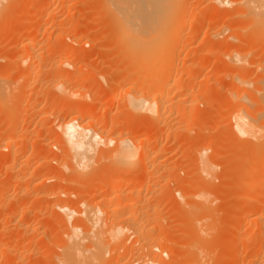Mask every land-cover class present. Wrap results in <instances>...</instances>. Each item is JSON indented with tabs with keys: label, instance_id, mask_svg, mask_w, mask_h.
Instances as JSON below:
<instances>
[{
	"label": "bare ground",
	"instance_id": "bare-ground-1",
	"mask_svg": "<svg viewBox=\"0 0 264 264\" xmlns=\"http://www.w3.org/2000/svg\"><path fill=\"white\" fill-rule=\"evenodd\" d=\"M4 1L5 0H0V9L3 8ZM53 1L57 0H51V2L48 1V6L53 5ZM94 1L95 0H67L66 2L67 7L70 10L78 5H92L95 3ZM209 1L211 3L210 7L213 9L219 10L218 8L220 7H228L229 9L226 10L227 13H231L232 11H234L236 18L244 19L247 22L246 26L244 25L245 27H240V31L236 32L233 31L230 24L226 23L228 22L226 20H222L219 22H217L218 19L206 20L205 16H200L198 12L195 13V10L189 9L190 4L187 0H98V3H95L96 6L94 4L95 7H93L91 13L99 15L98 18L101 19V21H108L107 24L109 25L108 27L110 29V34L109 36H107V38H109V41L111 42L110 44H113L112 46L116 47L117 58L119 57L118 59L121 60L123 65H121L120 71L119 68L118 70H116L118 66L116 67V69L112 67L113 69L111 68V71L107 72L106 74L102 73L100 75L101 78L99 77L100 79H104L105 81V77L107 76L110 77V80L107 82V85L105 84L106 86H103V90L100 89L102 90V98L99 99L98 102L99 104L103 105L104 110L102 111L103 113H99L101 116L96 117L98 119V122L96 121L97 123L85 122L86 124H83V122L86 121L87 118L89 119V117L91 118V116L94 115V111L89 110L87 106H84V102L74 103L71 100H68L70 96L73 99L76 95L77 98L79 96L80 98L86 96V90L82 91V83L86 81V73H89L88 67L81 66V73L76 76V78L74 76V79L72 78L73 81L71 80L72 82L69 79L62 77V79L59 77H56L55 80L53 78L51 79L50 87H52L54 93L53 100L59 99L62 102L55 104L53 103L52 106L45 111L44 115L48 117V119L53 118V121L50 123V127L54 131V138L51 142V145L59 149V155L56 154V158L52 161H54V164L55 162L57 163L56 166H54V173L56 174L57 171V174H59H56V176H54L55 174L53 173L52 169L49 171V173H52L54 175L51 174L52 176H50L48 174H43L44 176L41 177V180L43 182L53 180L55 181L53 183V185L55 186L52 185L53 188L49 191H41H43L44 193V198L49 197L57 199V202H55V204L50 205L55 208V211L58 210L60 211V213H62L60 214L56 211L57 219H60L58 214L61 215V218L62 215H64L61 220L64 219V223H66V219L71 220L72 217L76 218L74 217V215L79 213L76 212L74 214L75 210L78 208V205L75 206L76 209H72L68 206L69 204L67 202L70 200L69 197H72V195H68V192L65 191L67 189H65V186H68L69 183L67 182V184L65 185L64 182H66L67 180H65V177H67L68 180H72V178H74L76 175L73 176L70 174L74 173L80 175V177L84 176L83 174H87L86 176H88L89 174H91L89 170L93 166H98L99 163L103 161H106L105 164H107V166L104 165L106 166V169L104 168V170H106L110 175H107V177L104 178L105 180L107 179V181H98L101 183V186L97 182V185H99L100 187L97 190L96 188L94 189L95 191L91 196V202L86 201L87 196L86 198H83L84 200H80L81 202H78L80 203L79 205L81 206V208H84L83 211H81L82 215H78V217H81V219L83 218L82 220L80 218L78 220H81V223L79 222V224L77 225L73 224V219L71 222H69L71 223V226L69 228L67 227L66 223V225L64 226H66L67 229L64 227V231H62L63 234H60L59 231V235L55 237V240H53L54 242L49 244L53 248L57 249V252L52 257L50 264H101V262L104 261L102 259L107 258H103L106 253L114 254V252H119L117 254L118 259L117 257V260L114 259L117 262L115 261L114 264H237L239 263L237 254L238 251H236L237 247L235 248V246L239 244L237 243V239L239 238V236L240 238H242V235L240 234V231L242 229L240 225L242 223V219H239L241 221H239L240 223H238V218H243L242 216L247 219L246 222H248L249 226L251 227L247 230V233H245L242 238L243 243L245 242L244 244L246 245L243 249L246 248L244 251L247 250L244 253H248H243V255H247L245 257L247 258V261L245 262L246 264H264V51H260L258 52V54L255 53L257 50V44L259 43L258 40L264 37V0ZM7 2L8 3L6 5H10V1ZM14 2L16 3H14L15 5H18L19 3L15 0ZM66 2H63L61 6L65 7ZM12 3L13 0L11 1V4ZM35 3H38V1L36 0ZM34 5L36 6L37 4ZM9 7L10 6H8V8ZM48 8H51V6ZM57 9H47V11L49 10V17L52 16V18H48V22H55L54 15ZM1 11H3V9ZM216 15L217 14H215L214 16ZM35 18L36 17H34V19H28L27 22L29 24L31 23V20H34L35 22ZM228 19L230 20L229 17ZM197 24H201L203 26V28H201L204 30L205 38L202 35L203 40L201 42L205 44V48L201 52H199L200 54L195 51V53L197 52L198 54L196 55L200 56V58L206 59L207 63H212L219 60H225V62L227 61L229 63V65L227 64V66L229 67H227L226 72L223 73L224 77L230 79V82L228 83L229 86L226 87V90L224 87V96H222L223 94L221 93L222 88L220 89L219 87H217L218 89H216L215 95H211V92V96L206 99L209 101L211 100L209 104L211 102H215L220 108H222V111L226 110L228 119L230 121L229 126L227 125L230 129V133L225 132L224 134H219L220 136L212 138V141L210 143H212L211 145H213L212 148H214V153H211L213 154L211 156H214L219 160V157H221L219 156V147H223V144L225 145L226 142V140L223 139L224 137L227 138L228 142L229 140H231V143L234 139L240 141V143L238 142L239 146L230 151L231 153L229 152V156L231 154V159L229 161L232 162V166L237 164L236 166H238L239 169H242L243 167V171L245 170V173L242 172L244 173L243 176L242 173L241 175H238L241 177L240 182H237L236 180V183H239L238 186H236V183L232 184L233 186L235 185L237 187V190H239L238 187H246V190L243 189L244 191L242 193L236 192L235 198L238 199V196H240V198L243 199V202L240 201V205V202L238 201L240 206L237 205V207L239 206L238 208H233L234 212H231V210L229 212L230 217L234 219L236 218L237 222H233L230 224L228 228L229 231L227 230V228L225 229L226 226L224 225V231L227 230L228 232H226V235L220 234L218 236L215 235L214 231H211L212 229L210 223H207V221L211 219V207L209 204L211 202H209L210 197L208 196L210 195V192L207 190L209 192L208 194V192H206L204 188L206 180L204 181L203 179H205V177L202 179V175L200 176L201 178L198 176L199 179H197V183L195 182L194 185H192L191 182L192 191L189 192L191 196L187 193L185 194V192L184 195H186L185 197L190 196V198H198L199 200L191 203V199L188 200L189 198L183 197V204H176L177 201L175 200L176 206L172 208H176V210L181 214L183 212L182 217L186 215V217H184L185 224L187 228L189 227L192 231H194L191 232L190 230L192 235L194 233V236H191L189 241L185 245H183L176 241L177 237L173 238V240L175 239L174 241L170 240L168 237L169 235H173V231H169L166 222L168 220L171 221V219L174 218V214L176 212L174 214L172 213V218L171 215L169 216L171 219H167L168 215L165 217L162 213H160V211L157 210V206L153 208L151 207L152 203L149 205V207H147V205L145 206L143 202H141V197L147 194L146 191H150V193L151 191H153L152 193H154L156 186H161H158L157 183H160L163 176L166 177L164 174L159 175L160 169L162 167L165 168V159L163 160L164 157L162 156L165 151V149L163 148L165 145L163 146L162 143L169 139V137L171 136L170 133L172 134L173 131L178 132L179 129L182 130L184 128H180V126H185V128L187 129L186 130L184 128L186 130L185 132H189V130L191 131V129H195L191 125L196 124L195 120H197V118L199 122L202 117L201 115H199L201 116L199 119V117L197 116L198 113L196 114V111L193 110L194 108H198L201 105L199 97H201L202 99V97L206 95L207 92L205 91L206 89L204 87H201V82L196 81L195 73H206V67L208 68V66L205 67L200 65L199 63H196L195 59L191 61L187 60V55H185V57H182L181 55V51L183 49L185 50V52H191V45L194 42H197L199 36H201V30L198 31L199 28H195ZM30 26L31 25H27L26 29H24L22 33L23 39L25 38L29 40L34 35L32 30L28 28ZM74 27V29L70 28L69 34L75 35L76 25ZM184 32L186 33V39L184 38ZM25 39L21 41H25ZM75 39L71 41L72 46L70 47V49L65 50V52H63V49L61 50L65 54V60L62 62L59 61L60 64L57 67L59 70H62L65 67H74V65L71 64V60L75 57V47L91 44L92 41L89 38H87V40L84 38L79 40ZM218 39L220 40L219 44L217 42ZM230 40H234L235 43L237 42V44L233 42L234 44L225 48V50H218L220 47L218 48L217 46L221 45V43L223 42H226V44L227 42L231 43L229 42ZM22 45L25 46V44ZM28 45L29 44H27L26 46L27 48L29 46L31 47V45L33 46V44H30L29 46ZM215 47L218 49L214 51ZM33 55L34 54L29 51L25 59L27 60V57L33 58ZM36 58L38 59V55ZM25 59H21V62L25 63ZM257 60H261L263 62V65L261 66V64H257ZM28 65L27 66L29 68H27L26 66V68L28 69V73L26 72V74L29 77V75L32 76V70L33 67H36V64H34V62H31L28 63ZM245 66L251 67L254 71H259V78L255 81L251 80L248 74H245L243 71V67ZM12 72L16 73L17 70L14 68ZM19 72H22V70ZM24 75L22 74V77ZM25 77L26 76H24L23 79H25ZM25 80H27V77ZM9 85L4 81L3 78L0 77V111L2 113L3 110H6L7 106L10 104H12L11 108L14 107V111L10 110L12 111L11 115L13 116H11V120L9 117V126L0 128V142L2 143V145L0 143V149L3 148L8 150V155L13 156V153L15 152L11 151V145L14 141L12 142L11 140L17 137L25 139L26 137H24V134L26 133L18 135L16 127H13V124L16 123V119L18 118V116L16 115H19L18 112L22 110H20L19 108L18 110H16L15 103H11L12 101L8 100L11 97V88H9ZM48 95L47 98L43 100L46 105H48L47 100L49 99L50 101L51 99ZM97 97L98 96H96V99ZM204 98L205 97H203V99ZM11 99L12 98H10V100ZM118 103H122L124 109L123 120H104L105 114H108V110L109 108H111L110 106L116 105ZM204 103L207 104L208 102ZM19 107H21L20 104ZM9 108L10 106H8V110ZM188 109L190 111L189 113H187ZM62 114V118L58 119V116H61ZM177 117H179L180 119ZM135 118L143 119L144 123L140 121L143 127L141 125L139 129L138 127L125 126L126 120H129V123H132ZM141 119L135 120H137L138 122ZM212 120L211 122H213L214 120L216 122V118L213 121ZM209 123L207 125L213 126L211 123ZM94 124H98V126H94ZM204 124H202V126ZM193 126H197L198 129L202 127H200V125L198 126L197 124ZM215 127H217V125ZM223 130L226 131L225 129ZM200 131L203 132V128H201ZM31 136H29V139H31ZM198 136L200 137L201 135H196V137ZM35 139L37 140V137ZM194 139L195 137H193V140ZM199 139V141L201 142V138ZM32 140L34 141L33 137ZM161 141L163 142L161 143ZM175 142H177V140ZM34 143L36 142L34 141ZM49 144L47 145L48 149L49 146H51ZM192 144L194 147L195 142H193ZM207 149L209 148L203 147L202 149L196 151L197 153L192 156L193 160H195L194 162L199 165H203V168L205 167L204 156L205 152H207ZM181 150H183V148ZM29 157H27L25 160L21 159L22 161H20V163L18 164V171L21 172L20 174L22 176L21 178L17 177L18 180H23L25 176H27V169L25 167L23 169V164L26 163ZM223 161H220L219 163H222ZM45 163L46 162H44V164ZM165 164H167V161ZM223 164L225 165V162ZM201 165L200 167L196 166L199 167L196 169V173H198L199 175V172L203 169ZM169 167L170 166L167 167L168 170ZM150 168L152 169L150 171L152 173L147 172V170H150ZM231 168L229 166V168L225 169ZM234 168L236 167L234 166ZM197 170H199V172H197ZM88 171L89 173H87ZM106 171L102 170V172L104 173H106ZM140 171H143L141 174L142 176L140 175L142 178H140V180H137V177L135 178L138 182L134 178L129 180V177H127V175L129 174L133 176L136 173L138 174ZM233 171L236 170L234 169ZM112 172H114V175L111 176ZM67 173H70L69 175L72 176V178L69 177ZM81 173H83L82 176ZM125 173L126 178L124 179ZM38 176L39 175H37V177ZM90 176L88 178H90ZM238 176H235V178L238 179ZM71 180L68 188L72 186ZM163 180L166 181V178ZM231 180L234 181V178H231ZM131 181H133V184L131 183ZM208 181H210V179ZM62 182L65 186L62 185ZM169 182L171 181H168V183ZM129 184L132 185L131 188L129 187L130 189H128V191L130 192H127L128 194L125 195L123 194L124 192L119 188L123 185L128 187ZM210 185H212V183ZM205 186L208 187V185ZM179 187L174 189L177 191L176 193L174 191L175 194H177L178 192L179 194H183V192H181L182 190H180ZM92 188H94L93 185ZM89 192L88 194H90ZM2 197L4 198L5 196L4 193H1L0 191V200L2 199ZM67 198H69V200L66 202ZM91 198H89V200ZM185 200H187L188 202ZM172 206L174 205L172 204ZM185 209H187V214ZM156 211H158L159 213H156ZM245 218H243V220ZM212 222L216 223L214 219L212 220ZM168 225L169 227L173 226L171 225V223ZM8 228L9 227H4V225L0 222V254L2 256H6V258L8 259L9 257L18 258V256H21V253H18L20 252L19 249L14 254H12L7 249L1 248L3 245H5V235L8 231ZM159 231L161 233L162 231L166 232L165 234L163 232L166 237H161V235L163 234L160 235ZM167 231L171 232V234ZM179 232L177 231V233ZM167 234L169 235L167 236ZM16 236L17 235H15V238ZM211 236L214 237L213 240H215V237L217 236L216 241H212ZM32 237L33 236H31L30 238ZM184 237H186V235H184ZM129 240H131V242L133 241V243L130 242V245L132 244L134 246L129 245L130 247L128 251L124 248L126 247V243ZM29 241L30 240H28V242ZM109 242H111V244L112 242L115 243L113 244V246H115L111 248L112 250L108 248L110 247L108 246L110 245ZM135 245H138L136 248L138 255H132L130 257L129 260L132 262L124 261L121 263V261L124 259L123 257L126 255L125 253H131L132 250H135ZM107 248L109 250H107ZM180 248H182V251L179 250ZM211 248L212 252L213 250H219L215 261H213L211 258ZM9 250L13 251V249ZM120 250L123 251L121 252ZM169 253L170 255L168 256L167 254ZM164 256H168L169 260H165ZM3 258L4 257H2L1 259ZM182 258L183 261H181ZM8 259L6 261H3V263L1 262V264H11L10 259ZM109 259H111V257H109ZM119 259L121 260L120 263L118 262ZM111 262L108 263L111 264Z\"/></svg>",
	"mask_w": 264,
	"mask_h": 264
},
{
	"label": "rangeland",
	"instance_id": "rangeland-1",
	"mask_svg": "<svg viewBox=\"0 0 264 264\" xmlns=\"http://www.w3.org/2000/svg\"><path fill=\"white\" fill-rule=\"evenodd\" d=\"M5 1H4L3 8L0 9V77L3 78L4 81L8 85L10 84L9 88H11L10 89L11 92L10 91L9 92L11 94L10 98H12V99L10 100V98H9L8 100L12 101L11 103H15L16 110H18V108L20 110H22V111L19 110L20 112L16 111V112H18L19 115H16V116H18V118L16 119V123L13 124V127L14 126L16 127V131L18 132L17 133L18 135L26 133V134H24V137H26V138L25 139L24 138H18L16 135L17 138H14L13 140H11L12 142L14 141L13 144L11 142V144H12L11 145V151L15 152V153H13V156L8 155L9 154L8 150L3 149V148H2L3 150L0 149V191H1V193H4V196H5L4 198L2 197V199L0 200V222L4 225V227H9L8 231L6 232V235H5V245H3L1 248L7 249L12 254H14L19 249L20 252H18V253L19 254L21 253L20 254L21 256H18V258L17 257L16 258L15 257H9L11 264H21V263L22 264H36V263L37 264H50L52 257L57 252V249L53 248L49 244L54 242L53 240H55V237H57L59 235L58 234L59 231H60V234H63L62 231H64V227L66 228V226H64V225H66V223H67L68 228L71 226L70 225L71 223H69V222H71L73 219H74L73 221H75V222L72 221L73 224H76V225L79 224V222L83 218L81 219V217H78V215L79 216L82 215L81 211H83L84 208L83 207L81 208V206L79 205L80 203H78V202H81L80 200H84L83 198H86V196H87V198H86L87 200L86 199L85 200L88 202H91V200H92L91 196L93 195V193L95 191L94 189L95 188H96V190L99 189V187L101 186L100 182L101 181L102 182L107 181V179L105 180L104 178L107 177V175L108 176L110 175L107 173L106 170H104V168L107 166V164H105L106 161H103V160H102L103 162L99 163L98 166H96V167L93 166L89 170L91 174H89L88 176H86L87 174L81 173V176L83 174L86 177H84V176L80 177V175H77L75 173L74 174L69 173L70 175H73V176L76 175L77 176V179H76V176L74 178H72V176H70L67 173L69 175V177L72 178V180L73 179H75V180H73V181L71 179L68 180V178L65 177V180L66 179L68 180V181L66 180V182H64L65 185L67 184V182H69L68 183V186H69L70 180L72 182L71 183L72 186L69 187L70 189L68 188L67 185H66L67 187L65 185H63V182H62V185L65 186V189L67 188L65 191L68 192V195H72V197L71 196L69 197L70 200H69V198H67L66 202L69 200L67 203L69 204L68 206L71 207L72 209H76L75 206L78 205L77 207L80 209V211L77 208L74 212V214L76 212L79 213V214L74 215V217H76L78 219L72 217L71 220L66 219V223H64V219L61 220L64 215H62V218H61V215H59V214H58V216L60 219H57V212L60 213V211L56 210L57 211L56 212L54 210L55 208H53L51 206V205L55 204V202H57L56 201L57 199L56 198H49V197L44 198V196H43L44 195L43 191L44 190L49 191L50 189H52L53 186H55V185H53V183L55 181L50 180L47 182H43L41 180V177L44 176L43 174H48L50 176L55 174L54 173L55 172L54 166H56L57 163L55 162V164H54V161H52V160L56 158V154L59 155V153H58L59 149H57L56 147L51 145L52 144L51 142L54 138V134H53L54 131L50 127V125H51L50 123L53 121L52 120L53 118L48 119V117H46L44 115L45 111L48 108H50L53 103L55 104V103H61L62 102L59 99L53 100L54 99V97H53L54 93H53L52 87H50L51 79L53 78L55 80L56 77H59V78L62 77V78H67L71 81L72 78L74 79V76L76 78V76H78L81 73V71H80L81 66H86L89 68V70H88L89 73L88 72L86 73L88 75V76L86 75V79H85L86 81H84L82 83L83 90L81 89L82 91L86 90L85 91V92H87L85 94L86 96H84L82 98H80V96H79L77 98L76 97L77 95H76V96H74L75 97L74 99L70 96L68 100H71L74 103L84 102V106H87V108L89 110L94 111L93 112L94 115H92L91 118L89 117V119L87 118L86 121L83 122V124L85 122L86 123L87 122L94 123L98 120L96 117L101 116L100 114L103 113L102 111L104 110V107L102 104H99L98 100L102 98V92L101 91L104 88L103 86H106L107 82L110 80V77L106 76L105 77L106 82H105L104 79H100L101 78L100 75L102 73L106 74L107 72L111 71L113 68L116 69L117 66L118 67L116 70H118V68H119V71H120L121 65H123V64H122L121 60L118 59L119 57L117 58L116 47L112 46L113 44H110L111 42L109 41V38H107V36H109V34H110V29L108 27L109 25L107 24L108 21L106 20V22H105V20H103V19H102L103 21H101V19L98 18L99 15H97L95 13H91L93 7L96 6L95 3H98V0L94 1L95 6H94V4L89 5V6L78 5L75 8L70 9V10L67 7V2H66L67 0L53 1L54 2V3H52L53 5H50L51 8H48V7H50V6H48L49 5L48 3L51 2V0H41V1L37 0L38 3H35L36 0H15V1L19 2L18 5H15L16 3L13 0L12 4L15 3L14 4L15 6L11 4L12 0H5ZM7 1H10V5L9 4L6 5L8 3ZM187 1L190 4V5L188 4L190 6L189 9L195 10V13L198 12V14L200 16L201 15L205 16L206 20H209V19H216L217 20L218 19L217 22L222 21V20H226L228 22H226V21H224V22L230 24L233 31H236V32L240 31V29H239L240 27L246 26L247 22L244 19L236 18L234 11H232L231 13H227L226 10L229 9L228 7H220V8H218L220 10L219 11L217 9H213L210 7L211 3L209 0H187ZM196 1H198V2H196ZM63 2H66L65 7L61 6ZM34 4H37V5L35 6ZM8 6H10V7L8 8ZM40 6H41V8H40ZM24 7H26V8H24ZM35 8H36V10H35ZM53 8L54 9L58 8L57 9L58 12L55 11V15H54L55 16V22L52 23V22H48V18H52V16L49 17L48 12H49V10H54ZM2 9H3V11H1ZM47 9H49V10L47 11ZM200 10L201 11L203 10V11L201 12ZM41 11H42V13H41ZM215 14H217V15L214 16ZM33 16L36 18L38 17L37 18L38 21L35 18V22H34V20H31V23L32 22L33 23L29 24L27 22V20L31 19V18L34 19ZM228 17L230 18V20L228 19ZM27 25H31L28 28H30V30H32V32L34 33V35L29 40L24 38L25 41H29V42L21 41V40H24L22 38V36H23L22 33H23L24 29H26ZM75 25H76L75 35L69 34L70 28L72 29ZM200 25L197 24L195 28L196 29L199 28L198 31L201 30L200 31L201 36H199V38H201V39L198 38V41L194 42L191 45V47H192L191 52H189V53L185 52V50L183 49L181 51V55H182V57H185V55H187L186 56L188 58L187 60L191 61V60L195 59L196 63H199L200 65L205 66V67L208 66V68L206 67V73L205 72L195 73L196 81L201 82V87L202 88L204 87L206 89L205 91L207 92V94L203 96V97H205L204 99H203V97H202V99H201V97H199L201 105L198 108L197 107L194 108V110H193V111H196L195 112L196 114L198 113L197 116L199 117V119L202 116L201 120H199L200 123L198 122V118H197V120H195V122L198 126L200 125V127L202 126V124L205 123L201 127V128H203V132L200 131L201 128L198 129L197 126H193L196 124L191 125L195 129H191V131L189 130V132H185L187 130L185 128V126L179 125L180 128L184 127L186 129V130L184 128L182 129L184 133L182 132L181 129H179L178 132L173 131L172 134L170 133L171 136L169 137V139L167 141H164V142L161 141V143L163 142L162 143L163 146L165 145L163 147L165 149V151L162 155L164 157L163 160L165 159V161H164L165 168L162 167L160 169L159 175L164 174L166 177H164V176L162 177V179L160 181L161 184L157 183L158 186H160V185L161 186L160 187L156 186V188H157V190L155 188L156 192L154 191V193H152L153 191H151V193H152L151 194L150 191L149 192L146 191L147 194H145L144 193L145 191H144L143 193L145 194V196L141 195L142 196L141 202H143V204L145 206L147 205V207H149V205L152 203L151 204L152 208L157 206V208H158L157 210L160 211V213H162L165 217L168 215L167 219H171L173 214L176 212L175 213L176 215L174 214V218H172L171 221L168 220L166 222V224L168 226V227L167 226L166 227L169 229V231H171V232L173 231V235L167 234V236L169 235L168 237L170 240H173V238L177 237L176 241L180 244H183V245H185L189 241L191 236H194V233H193V235L191 233L194 231H192L189 227L187 228V226L185 224V218H184V217H186V215H184L182 217L183 212L181 214L180 212H178L176 210V208H174L175 210L172 208L175 207L176 204H183V202H182L184 200L183 197L186 196V195H184V192H185V194L187 193L190 195L189 192L192 191V189H191L192 185L195 184V182L197 181V179H199V177L201 175H202V179L205 177V179H203L204 181L206 180L205 185H208V187H206L204 185L206 192H208V191L210 192V195H208V196L211 199V200L209 199V202H211V203H209L210 207H211L210 208L211 219L212 220L214 219V221L216 222V223H213L212 220L209 219L207 221V223H210V226L212 229L211 231H214L215 235H218V236L220 234L226 235V232L229 231L228 228H229L230 224L233 222H237L236 218L234 219V218L230 217L229 212H230V210H231V212H234L233 208L234 209H235V207L238 208L241 205V202H243V199H241L240 196H238V199L235 198L236 192L242 193L244 191L243 189L246 188V187H244V188L238 187L239 190H237V187H236L239 184V183L238 184L236 183V180H237V182L238 181L240 182V180H241V177L238 175L239 174L241 175V173L244 172L245 170L243 171L242 166H241L242 169L241 168L239 169V167L236 166L237 164L232 166V162L229 161L231 159V154L229 156V152L232 151L233 149H235L236 147H238L240 141L234 139V140H232L233 142L231 143V140H229V142H228L227 138L224 137L223 139L226 140V142H225L226 146L223 144L224 148L222 146L219 147L220 149L218 148L219 149V156H221V157H219V160L216 159V157L211 156V155H213L211 153H214V148H212L213 145H211L212 143H210L212 141V138L216 137V136H220L219 134H224L225 132L230 133L229 132L230 129L228 127L230 124V121L228 119V115H227L226 110L222 111V108H220L218 106V104L215 102H211L209 104V102L211 100L209 101L206 99L209 98L211 95H215V91H216V89H218L217 87H219L220 89L221 88L223 89V90L221 89V93L223 94L222 96H224L223 92L226 90V87L229 86L228 83L230 82V79L224 77L223 73L226 72L227 67H229V66H227V64L229 65V63L227 61L225 62V60H219V61H215L212 63H207L206 59H203V58H200V56H197L198 54H200L199 52H201L205 48V46H204L205 44L203 42H201L203 40V37H204V30L202 29L203 26L202 25L200 26ZM202 30H203V32H202ZM19 33H21V34H19ZM18 34H19V37H21V38L18 37ZM183 34H184V38L186 39V36H185L186 33L184 32ZM202 35H203V37H202ZM248 36H250V35H248ZM75 37H76V39H75ZM83 38L86 40H87V38H89L92 41H91V44L83 45L80 47H75V57L71 60L72 63L70 62L72 65H74V67L73 66L71 68L65 67L64 69L59 70L57 68L58 65L60 64V62L65 60V54L63 52H65V50H67V49H70V47L72 46L71 41H73L74 39L79 40V39H83ZM263 40H264V37L262 39L258 40L259 43L257 44V48H256L257 50L255 49L256 50L255 53L258 54V52L264 51V49H263L264 48V43H263L264 41ZM219 41L220 40L218 39V41H217L218 44H219ZM198 42H200V43H198ZM229 42H231V43H228V42H227V44H226V42L221 43V45L217 46L218 48L219 47L220 48L218 49L215 47L214 51L217 49L221 50V51L225 50V48H227V47H229L235 43L234 40H230ZM22 44H25V46ZM27 44H29V45L33 44V46L31 45V47H30L28 45L29 47L27 48L26 47ZM235 44H237V42ZM66 45H67V47H66ZM94 46H95V48H94ZM62 49H63V52L61 51ZM199 49H201V50H199ZM29 51H31L34 55H33V58L27 57V60H26L25 57L27 56ZM195 51H197L198 54H197V52L195 53ZM37 55H38V59L36 58ZM39 55H40V57H39ZM22 57L25 59V61L27 63L21 62V59H23ZM31 62H34V64H36V67H33L32 76L29 75V77H28L26 72L28 71L27 68H29L28 63H31ZM256 63L261 64V66L263 65L262 64L263 62L261 60H257ZM26 66H27V68H26ZM14 68L17 70L16 73L12 72L14 70ZM243 68H244V70H243L244 73L248 74V76H249V78H251V80L255 81L259 78V76H260L259 71L258 72L254 71L249 66L248 67L245 66ZM10 70H12V71H10ZM21 70H22V72H19ZM22 74L23 75L26 74L24 76L27 77V80H25L26 77H25V79H23L24 76L22 77ZM48 85H49V87H48ZM224 87H225V90H224ZM100 89H102V90H100ZM228 89H229V87H228ZM210 93H211V95H210ZM45 95H46V97H45ZM47 95L51 98L50 101H49V99L47 100L48 105H46L43 102V100L45 98H47ZM96 96H98L97 99H96ZM91 99H92V101H91ZM18 102H19L21 107H19ZM204 102H208L207 103L208 105L205 104ZM211 104H212V106H211ZM11 105L12 104L8 105V106H10L9 110H8V106H7L6 110L4 109L5 111L3 110L2 113L0 111V128L8 127L10 124L9 117L11 120L12 119L11 116H13V115H11L12 111H10V110L14 111V109H13L14 107L11 108L12 107ZM110 107L111 108H109L108 114H105L104 120H107V121H110V119H117V120L122 119L123 120V118H124L123 110L124 109H123L122 103L121 104L118 103V104L110 106ZM44 108H45V110H44ZM120 108H122V109H120ZM224 109H226V108H224ZM217 110H219L220 112ZM189 112L190 111L188 109L187 113H189ZM208 112L209 113L211 112V113L209 114ZM214 112H216V113H214ZM199 115H201V116H199ZM62 116H63V114L61 116H58L59 117L58 119L62 118ZM219 116H220V118H219ZM177 118H179V117H177ZM202 118L204 119V121ZM215 118H216V122L214 120ZM135 119H141V118H135ZM134 120L132 123H129V120L128 121L126 120L125 126L138 127L140 129V126L142 125L140 123V121L143 122V119L139 120L138 122H137V120H135V121ZM211 120L214 123L211 122ZM201 121H203V122H201ZM130 122H131V119H130ZM134 122H136V123H134ZM209 122L213 126L207 125ZM137 123H139L140 125ZM95 124H94V126H98V124L97 125H95ZM215 124L217 125V127H215L216 126ZM16 125H18V126H16ZM220 126H222V127H220ZM142 127H143V125H142ZM160 127H162V126H160ZM223 129H225L226 131H224ZM220 130H221V133H220ZM31 134H32V136H31ZM174 134H175V138H174ZM198 134L201 136L196 137V135H198ZM29 136H31V139H29L30 138ZM27 137H28V139H27ZM32 137L36 143H34V141L32 140ZM36 137H37V140L35 139ZM193 137H195L194 140H193ZM199 138H201V142L203 141L202 143L199 141L200 140ZM202 138H204V139H202ZM206 138H208V139H206ZM196 139H198V140H196ZM176 140H177V142H175ZM193 142H195V144H194V147L196 146L195 148L193 147V144H192ZM48 144L53 146L54 148L49 146V149H48L47 148ZM209 144H210V146H209ZM231 144H232V147H231ZM1 145H2V143H1ZM203 147L209 148V149H207V152H205V156H204L205 157L204 158V160H205L204 166L205 167L203 168V165L200 164L202 166V168L204 169V170L203 169L201 170L203 172H201V171L199 172V170H197V172L200 173V175H199L198 173H196V169L199 168L200 165L194 162L195 160H193L192 156H194V154L197 153L196 151L202 149ZM182 148H183V150H181ZM44 149H45V151H44ZM47 149H48V151H47ZM43 151H44V153H43ZM188 151H189V153H188ZM7 156H9V157H7ZM162 156H161V160H162ZM27 157H29L27 159L28 162L26 161V163L23 164V169H24V167L27 169V173H26L27 176H25V178L23 180L22 179L18 180V178L22 177L20 174L21 172L18 171V164L20 163V161L25 160ZM212 158H213V160H212ZM58 159H56V160H58ZM166 161H167L168 165L165 164ZM220 161H223V162L219 163ZM44 162H46V163L44 164ZM224 162H225V165L223 164ZM230 162H231V164H230ZM94 165H96V164H94ZM104 165H106V166H104ZM168 166H170L169 170L167 168ZM196 166H199V167H196ZM225 166H227V167H225ZM229 166H230V168L231 167L234 168V166H235L238 169L234 168L236 171H233L234 170L233 168L225 169V168H229ZM172 167L174 168V170ZM170 168H172V169H170ZM51 169L53 170L54 174L49 173V171ZM102 170L106 171V173L102 172ZM151 170L152 169L150 168V170L148 169L147 172L152 173V172H150ZM89 171L87 173H89ZM92 171H93V173H92ZM230 171H231V173H235V174H231ZM94 172H95V174H94ZM108 172H110V171H108ZM142 172L143 171H140L138 174L136 173L133 176L131 174H129V175H127V177H129V180L133 179V178L135 179L136 177H137V180L138 179L140 180V178H142L141 177ZM244 173H242V176ZM56 174H57V171H56ZM56 174L54 176H56ZM92 174H93V176H92ZM101 174H103V175H101ZM37 175H39V176L37 177ZM112 175H114V172H112L111 176ZM231 175L234 177H232ZM60 176H62V175H60ZM65 176H66V174H65ZM89 176H90V178H88ZM235 176H238L240 179L235 178ZM91 177H93V178H91ZM125 178H126V173L124 175V179ZM165 178H166V181L163 180ZM231 178L232 179L234 178V181L231 180ZM108 179H109V177H108ZM209 179H210V181H208ZM98 181H100V182H98ZM168 181H171L172 183L171 182L168 183ZM29 182H30V184H29ZM97 182L100 186L97 185ZM132 182L133 181H131V183ZM165 182H167V183H165ZM191 182H192V185H191ZM211 183H212V185H210ZM232 183L233 184L236 183V186L235 185L233 186ZM92 185L94 186V188H92ZM129 185H128V187L123 185L122 186L123 188L122 187L119 188L120 190H122L124 192V193L122 192L123 194L126 195L130 192V191H128V189H130L132 185L131 184H129ZM167 186H169V187H167ZM179 186L180 187L183 186V187L180 188ZM178 187L180 190H182L181 192H183V194L182 193L179 194V192L177 194H175L177 191L174 189H176ZM63 189H64V187H63ZM41 190H43V191H41ZM82 190H84V191H82ZM89 190H90V192H89ZM124 190H126V191H124ZM180 190H178V191H180ZM91 191H93V192H91ZM174 191H175V193H174ZM88 192L90 194H88ZM209 192H208V194H209ZM70 193H73L75 196L73 194H70ZM75 193H77V194H75ZM82 193L83 194L86 193V194L83 195ZM171 194H173V195H171ZM220 194H221V196H220ZM231 194H233V195H231ZM36 195H37V197H36ZM190 196H187L185 198H189L188 200L191 199L190 200L191 203L199 200L198 198H196V199L192 198V197L190 198ZM89 198H91V199L89 200ZM50 199H52V200H50ZM171 200H173V201H171ZM175 200L177 202H181V203L176 202V204H175ZM179 200H181V201H179ZM185 201H187V200H185ZM238 201L239 202L241 201L240 205H239ZM170 202H171V204H170ZM231 203L233 206L231 205ZM172 204L174 206H172ZM237 205H239V206L237 207ZM18 207H20L21 209ZM187 209H185L186 214L188 213ZM158 211H156V213H159ZM185 211H184V214H185ZM60 214H62V213H60ZM170 215H171V218L169 217ZM242 217L245 218L244 216H242ZM66 218H68V217H66ZM79 218L81 219L80 221H78ZM243 218H238V223H240L239 221H241L239 219H242V223L240 224L241 228H242L240 231L242 238H243V235H245V233H247V230L251 228L249 226V223L246 222L247 219L245 218L243 220ZM223 219H224V221H223ZM181 221H183V222H181ZM170 223H171V225H173L172 227L170 226L171 229H173V230H171L169 225H168ZM177 223H178V225H177ZM183 223L185 226L183 225ZM246 224H248V225H246ZM223 226L225 227V229L227 228L228 231L227 230L224 231ZM66 229H65V231H66ZM176 230L178 232L179 231L180 232L177 233ZM190 230H191V232H190ZM164 231H162V233L159 231L160 232L159 234L160 235L163 234ZM169 231H167V232H169ZM171 232H169V233L171 234ZM216 232H218L219 234ZM165 233L166 232H164V234ZM180 233L182 236L180 235ZM157 234H158V231H157ZM164 234L161 235V237L162 236L166 237V235H164ZM174 234L177 236H175ZM15 235H17L18 237L16 236V238H15ZM184 235H186V237H184ZM31 236H33V237L30 238ZM180 236H181V239H180ZM188 236H189V238H188ZM34 237H35V240H34ZM216 237H215V240H213L214 237L211 236L212 241H216ZM242 238H240V236H239L238 239H241V240L237 239V243H239V244H237L235 246V248L237 247L236 251H238L237 254H238L239 263H237V264H246L245 261H247V258H245L247 255H243V253L246 252L247 250L244 251L246 248L243 249L246 245L244 244L245 242L243 243ZM28 240H30V241L32 240V241L31 242L29 241L30 242L29 243ZM184 240H186V241H184ZM130 242H131V240H129L126 243L127 245L124 249L129 251V247L132 245V244L130 245ZM131 243H133V241ZM214 243H216V242H214ZM109 244H110V245H108V246H110V247H108L109 249H111L115 246V245L113 246V244H115L113 242H112V244H111V242H109ZM263 244H264V242H263ZM127 246H128V248H127ZM132 246H134V245H132ZM135 246H136V247H134L135 250H132L131 253H129V252L125 253L126 257L122 256L124 259L120 258L123 260L121 261L119 259L118 262L119 263H120V261H121V263L124 261L125 262H132L129 260L130 257L132 255L133 256L138 255L137 251H136V248L138 245H135ZM108 248H107V250H109ZM182 248H180L179 250L182 251ZM9 249H13V251L9 250ZM218 251L219 250H213V252H212V248H211L210 252H211V255H212L211 258L213 261H215V258L217 257V255L219 253ZM118 253L114 252V254L116 256L113 253H111V254L106 253L103 258H105V257H107V258L102 259L104 261L101 262V264H106V262H107V264H110L108 262H111V261L113 262V263L111 262V264H114L115 261L118 259V257H117ZM244 254H248V253H244ZM167 255L169 256L170 253ZM0 256H1V258L4 257L3 259L0 258V264H1V262L3 263V261H6L8 259V258H6V256H2L1 254H0ZM168 256H164L165 260H169ZM109 257H111V259H109ZM116 257H117V259H116ZM13 258H14V260H13ZM15 259H17V260H15ZM114 259H116V260H114ZM108 260H111V261H108ZM181 261H183V258Z\"/></svg>",
	"mask_w": 264,
	"mask_h": 264
}]
</instances>
